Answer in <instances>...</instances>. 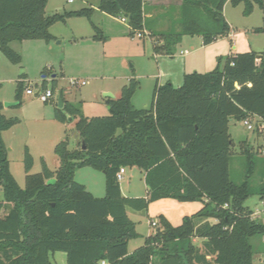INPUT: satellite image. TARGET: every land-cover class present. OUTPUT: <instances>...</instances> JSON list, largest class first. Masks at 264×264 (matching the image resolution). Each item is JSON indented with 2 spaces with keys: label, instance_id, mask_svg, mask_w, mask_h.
<instances>
[{
  "label": "trees",
  "instance_id": "trees-1",
  "mask_svg": "<svg viewBox=\"0 0 264 264\" xmlns=\"http://www.w3.org/2000/svg\"><path fill=\"white\" fill-rule=\"evenodd\" d=\"M49 0H0V53L14 66L23 57L12 48L15 42L55 40L50 29L69 19L86 18L94 40H103L93 15L99 12L126 17L130 36L144 34V0H101L97 10L83 8L46 14ZM230 3L244 5L251 16L257 7L264 15V0H183L181 31L171 41L164 37L154 53L174 56L176 45L187 36H200L209 45L230 34L223 14ZM264 34V22L253 30ZM221 63V61H220ZM46 71V70H45ZM21 74L15 100L23 104ZM44 80L41 89H46ZM57 81H53L56 94ZM140 87L131 78L117 99L106 100L109 116L88 118L78 106L65 101L55 108V119L67 123L73 118L87 150L70 151L67 140L55 146L58 168L52 170L42 159V170L32 174L34 164L26 148L25 187L14 178L4 132L20 123L3 113L0 102V264H54L50 255L66 253L67 264H254L255 254L264 253V223L253 218L244 206L258 194L264 201V184L253 190L249 182L230 179V158L234 146L230 119H264V52L251 51L227 56L223 64L205 74L184 76L183 84L171 82L154 88L149 107L138 109L132 99ZM1 89V85H0ZM247 162L251 153L243 145ZM253 165L249 166L250 174ZM105 174L106 193L94 197L75 175L80 168ZM137 167L144 174L147 197L122 195L117 174L121 168ZM180 203L201 202L202 209L183 217L175 226L163 215L145 243L129 253L130 242L140 237L128 209L148 211L158 200ZM6 211V212H5ZM214 221V222H212ZM253 238L260 239L255 247ZM195 239L203 240L202 246Z\"/></svg>",
  "mask_w": 264,
  "mask_h": 264
},
{
  "label": "rangeland",
  "instance_id": "rangeland-1",
  "mask_svg": "<svg viewBox=\"0 0 264 264\" xmlns=\"http://www.w3.org/2000/svg\"><path fill=\"white\" fill-rule=\"evenodd\" d=\"M49 1L50 2L46 8V14L48 16H52L57 12H70L83 8L98 7L101 0H73V3H69V0ZM243 10L244 5H240L237 8L233 7L231 4L227 6L226 15H228V18L234 24V37L231 38V40L228 39V41L225 42L226 46L221 45V43H217V46L211 47L212 51L217 49L220 54L217 59H213V66L210 65L208 68L202 69L199 73L205 74L214 70L217 66H219V64L221 66L228 56L225 50L228 48L230 50V44L232 47H235L236 43L238 44L237 49H231L234 54L254 51L258 53V57L262 56V53L264 52V34H256L253 31H250L249 33L247 32V36L246 33H244L243 27L261 26L263 24L261 23V21H263V14H261L260 9H257L254 13H252L251 16H246L243 14ZM100 14L101 12L98 11L93 15L92 18L94 24L102 32L103 24L101 22L102 20L100 18ZM177 14L180 16V13L175 10H171L165 15H157L154 16L155 18L153 19L146 20L145 30H147V33L145 32L142 38H139L137 33L134 34L135 37L130 36L128 23L121 22L123 26H119L118 28L122 29L123 31H128L129 42L119 38H114L112 41H110L109 38H106L104 42L107 44V49L100 50L99 55L101 58L97 53H87L84 50H79L81 46H79L78 50H76V47H73L76 39L84 40L83 38H86L84 36H88L86 34L93 32L95 34L91 23L86 18L74 17V21H72V23L69 21L65 23H57L54 31L56 33L62 34V37L64 38L59 36L58 39L50 43L53 49L51 54L54 56V69L51 70L48 68V66H45L41 69V71L37 72L36 69L31 70L30 68V79L24 81L25 86L23 92V104L21 107H9L6 108L7 110H5V113L10 116L9 118H18L20 120V123L12 128L17 133L16 137L12 136V140L8 139L11 140L10 144L13 146V151H11L9 156L10 168L19 186L22 188L25 187L26 171L24 168V157L26 148L29 149L34 161L32 167L33 169L31 171L32 174H38L41 172L42 159L45 160L47 165L52 168V170L54 169V171L57 170L55 169V166L58 168L59 165L58 157L54 149L55 147L51 148L50 146H47V142L43 143L45 142V138H49L51 136V131L46 129L35 131L33 130L35 128L33 123L27 121V118L32 115H30L31 113L27 112V108L24 106L29 105L28 107L32 109L33 112H35L41 108L42 104L44 105L45 103L42 102L40 98L35 97V95L30 96L26 94V88H31L34 94H36V92H38L42 86L44 80H46V89L52 90L53 81L56 80L58 84L56 94H54L49 102L45 104L48 105V109H51L50 106H53L54 109L58 108V91L63 90L65 101L73 104L74 106H78L84 114L83 109H85V107L91 106L95 100L106 102V100H108L106 93H109V90L111 91L113 89H120L127 83L125 79L120 78L119 76L133 73L135 76L138 75L137 79L140 82V87L137 90L139 93L137 99L135 100L137 105L149 103L150 100V102H152L156 79L153 80L151 77H149V74H152L155 70L157 71V67H155L156 64L153 62L155 59L152 58L155 56L154 46L155 44H162L164 37H168L171 41H174L173 37H175V35L181 31L182 23L181 16L178 19L176 16ZM116 18H118L120 21L124 17L120 16ZM66 23L70 25L68 26ZM148 32H152L154 37H151ZM243 36H246L245 40L242 39ZM62 41L63 44H60ZM22 44V42H15L12 44V48L16 47V49L19 50ZM201 46L202 38L200 36L192 37L187 35L183 38L180 44L176 45L175 53L176 57L179 59L170 61L168 64V69L166 70L167 72H173V86L180 87L184 81V78L179 76V80L175 75L176 69L178 68V61L182 64V61L184 62V58L186 57L187 59H196L198 62L202 61L204 52H200ZM143 48L145 49L146 56L144 58H139V53H142ZM186 50L188 53L185 55ZM222 50L225 51V53H222ZM206 52V54L209 55V50ZM0 57L5 56L0 53ZM150 62L153 63L154 67ZM30 63L33 66L32 61ZM16 69L17 76L19 77L21 74L25 73L22 65L17 66ZM45 75L46 78H44ZM55 75L57 76L56 78L53 77ZM19 77H12L16 78L15 82L11 81L0 84V101H3L4 107H6V103H15V92ZM75 78L79 79L80 81H85L86 85L73 87L70 83V80ZM165 84L167 83H164V85ZM107 110L110 114V110L108 108ZM247 118L250 120L252 125H254V130H249L247 125H244L243 121H237L234 118L230 119L229 121V131L234 144L229 161L230 179L237 184H243L248 181L251 188L256 191L264 184V137L259 133V118L253 116ZM63 130L65 136L62 140H67L69 142L68 148L70 151L73 152L79 149L82 139L80 132L76 130L75 122L73 121L65 123ZM244 142L247 144V147L251 153L250 165H253L252 174H250V165L247 162V156L243 152ZM9 149L10 148H8V150ZM53 161H57V165L54 166ZM75 180L77 183L79 182L80 184L85 185L87 190L94 197L99 194V191H101V188L104 187V185L106 186L104 172L94 170L89 167L78 169L75 175ZM120 184L123 187V191L126 196H128V194L138 197L146 196L147 187L143 180V172L137 167L127 169L124 179L120 181ZM169 201H171L169 202L171 204L174 202L173 204L185 206L183 203L174 201L172 199ZM2 202H4V196L3 191L0 188V203ZM244 206L248 207L254 213L253 218H259L264 223V201L260 199L258 194L249 196L245 201ZM168 208L169 209L163 208V210H166L167 215L172 218L176 216L178 219L179 214L181 213L180 210L178 209L179 212H177V208L175 209L174 205L169 206ZM160 212L162 211L159 204L153 205L149 211L139 212L128 209V216L130 220L137 224V230L141 234L138 239L130 242L128 247L129 252H134L136 247H138L137 245H142L147 233L153 231L156 228L155 226H152V223L158 221L157 219L159 215L157 214ZM195 243L201 247L203 240L195 239ZM252 243L255 247H258L260 246V239L253 238ZM50 260H52L54 264H67L68 259L66 253L61 252L51 254ZM254 264H264V253L255 254Z\"/></svg>",
  "mask_w": 264,
  "mask_h": 264
},
{
  "label": "crops",
  "instance_id": "crops-1",
  "mask_svg": "<svg viewBox=\"0 0 264 264\" xmlns=\"http://www.w3.org/2000/svg\"><path fill=\"white\" fill-rule=\"evenodd\" d=\"M182 4H183V0H144L145 21L148 19H153V18H155L154 16H157V15H161V16L165 15L167 12H169L171 10H175L178 13H180V7L182 6ZM229 4L230 3H227L225 5L223 14L225 15L226 20L228 21V23L231 27L230 34L225 36V37H222V39H218V40L214 41L213 43H211L209 45L203 44V40H202V46L200 47V52H202V51L204 52L202 61L198 62L196 59H193V60L187 59V57L184 58V62L182 61V64L179 63V61H178V65H177L178 68L176 69V73H175V75L177 76L178 79H179V76H181V78H184V76L187 73H193V72L199 73V72H201L202 69L208 68V66L213 64L212 63L213 59H217L219 54H220L217 49H214L212 51L211 47L217 46L218 45L217 43H221V45L226 46L225 42H227L228 39L231 40V38L234 37V34H235V33H233L234 24L228 18V15H226L227 6ZM94 8L97 10V7H94ZM257 9L258 8L256 7L254 12ZM97 12H98V10L95 13H97ZM261 14H262V11H261ZM176 16L178 19L180 18V16L178 14ZM100 18H101V20H102L101 22L103 24L102 25L103 26L102 35L105 37V39L109 38V40L112 41V39H114V38H119V39L126 40L127 42H129L128 31H123L122 29L118 28L119 26H123L122 25L123 22L121 20L119 21L118 18L113 17V16L110 17V16L105 15L103 13L100 14ZM68 21L72 23V21H74V18L69 19ZM263 22H264V15H263V21H261V23H263ZM56 25H54L50 29V33L53 36V38H55V40L58 39L59 36L60 37L63 36L62 34L56 33L54 31L56 28ZM66 25L69 26L70 24L66 23ZM259 27H243L244 33H246V35L248 36V33L250 31H253L254 29L259 28ZM72 32L74 34L73 29H72ZM145 32L147 33V30H145L144 33ZM75 33H77V32H75ZM148 33L151 37H154L152 32H148ZM86 35H88V36H84L86 38L82 37L84 40H79V39L75 40V44L73 45V47L74 48L76 47V50H78L79 46H81L79 50H84L87 53H93L94 52V53H97L99 55L100 50L107 49V44L104 42L105 39L94 40L93 39L94 32L90 33V34H86ZM62 38H64V37H62ZM242 39L245 40L246 36H243ZM41 42H43V43H41ZM22 43L23 44L19 50L16 49V47H13V48H15L16 50L15 49L14 50L16 52L20 53L23 57V63L21 65H22V68L25 70L24 74L27 76V78L24 79V81H27L28 79H30V68H31V70L36 69L37 72L41 71V69L45 66H48V68H50L51 70L54 69V67H53V61H54L53 57L54 56H52V54H51L53 52V49H52V46L50 45V43H46L42 40H38L37 42L25 41ZM24 43H29V44H24ZM36 43H38V44H36ZM60 44H63V41L60 42ZM101 45H103V46H101ZM237 47H238L237 43H236L235 47H232L230 44V50H229V48L227 50H225L227 55L230 56V55L234 54L231 51V49L232 50L235 48L237 49ZM74 48H72V49H74ZM243 48H244V44H243ZM208 50L210 52L209 55L206 54L207 53L206 51H208ZM225 51H223L222 53H225ZM186 53H188L187 50L185 52V55H186ZM145 56H146L145 49L143 48L142 53L141 54L139 53V58H144ZM99 57L101 58L100 55H99ZM152 58L155 59L153 62H154V64H156L155 67H157V71L155 70L153 73L151 72L152 74H149V77H151L153 80L156 79L155 86H156V84L163 86L164 83H168V82L174 83V77H173L174 75H172L173 72H170V71L167 72L166 70L168 69V64L170 61H174L176 59H179L176 57V54L174 56H162V55L155 54V56H153ZM171 59H173V60H171ZM31 61L33 63V66L30 63ZM151 64L153 66V63H151ZM16 67L17 66L11 65V63L6 59V57H0V84L6 83V82H11V81L12 82L16 81V78H12L14 76L19 77V76H17V73H16V70H17ZM141 76H140V78H141ZM53 77H57V76L55 75ZM119 77L125 79V81L127 82V83L125 82L126 83L125 85H127L129 83V81L131 80V78L137 79L138 75L135 76L133 73H131V74L119 76ZM18 81H20V77H19ZM120 89H122V88H120ZM120 89H117V90L113 89L111 91L109 90V93H106L107 99L119 98L121 95V92H122ZM138 93H139V91H137V93L134 95V97L132 99L134 106L138 109L149 107L151 100L149 101V103H144L145 105L144 104L137 105L135 100L137 99ZM14 101L16 102V100H14ZM0 102L3 103V101H0ZM45 104L44 105L42 104L41 108H39V110H36L35 112H33L32 109H30L28 107L29 105L28 106L26 105L24 107H26L27 112L31 113L30 115H32V116L27 118V121H30V123H33V125L35 126V128L33 130L39 131L40 129H46V130L51 131V136L49 138H45L44 139L45 142H43V143L47 142L48 143L47 146L54 148L60 141H62V139L65 136L64 130H63L64 123H60L59 121L57 122L55 119V112H54L53 106L52 107L50 106L51 109H48L49 108V107H47L48 105H45ZM9 107H17V106L4 107L3 113H5L6 112L5 110H7L6 108H9ZM107 108H108V106L106 105V102H101L99 100H95V102L91 106L85 107V109H83V111H84V114L86 117L95 118V117L109 116L110 114H109ZM22 109H23V106H22ZM5 115L7 117H10L7 115V113H5ZM97 115H103V116H97ZM12 130L13 129L8 130V131L4 132V134H3L4 141L7 145V147L10 148L9 149L10 150L9 156H10L11 151H13V146H12V144H10V141L12 140V136L16 137V135H17L16 131H14V130L12 131ZM8 139H11V140H8ZM53 165L54 166L57 165V161H53ZM55 167H56L55 169H57V166H55ZM144 177H145V174L143 173V180H144ZM121 190H122V195L124 197H128V198L138 197V196H135V195L133 196L130 194H128V196H126L124 194L122 186H121ZM105 193H106V186L104 185V187L101 188V191H99V194L96 197H104ZM144 197H147V188H146V196H144ZM169 202H171V201H169L168 199L158 200V201L154 202L152 205H150L149 210L153 207V205L159 204L162 212H160L157 215H163L173 225L180 224V222L183 220L182 219L183 217L188 216V215H192V214L198 212L203 207V203H201V202L183 203V205H185V206H181L180 204H173L174 202L171 204ZM172 205H174L175 209L177 208V212H179L178 209L181 212L179 214L178 219L176 216L174 218L170 217L169 215H167L166 210H163V208L169 209L168 207L172 206ZM152 232L153 231H150L149 233H147L145 238L148 237ZM140 236H141V234H140ZM144 243H145V240H144ZM142 245L139 244L137 246L140 247ZM138 247H136V248H138ZM132 252L133 251H130L129 253H132Z\"/></svg>",
  "mask_w": 264,
  "mask_h": 264
},
{
  "label": "built area",
  "instance_id": "built-area-1",
  "mask_svg": "<svg viewBox=\"0 0 264 264\" xmlns=\"http://www.w3.org/2000/svg\"><path fill=\"white\" fill-rule=\"evenodd\" d=\"M74 1L73 0H69V3H73ZM123 23H128V19L126 17L122 18L121 20ZM137 36L139 38L143 37V35L141 34H137ZM70 83L73 87H76V86H84L86 85V82L85 81H80L79 79H71L70 80ZM26 94L30 95V96H36V94H34L33 90L31 88H26L25 90ZM37 93V92H36ZM39 96L37 98H40V100L44 103H47L53 96L54 94L52 93L51 90L49 89H41L40 92H39ZM244 125H247V128L249 130H254L255 127L254 125H252V123L250 122V120L248 118H245L242 120ZM260 121V126H259V133L264 137V119H259ZM263 153H264V150H263ZM126 174V168H121L120 171L118 172L117 174V179L120 181H122L124 179V175ZM152 226H155L157 227L158 226V222H153L152 223ZM102 264H106V262H103Z\"/></svg>",
  "mask_w": 264,
  "mask_h": 264
},
{
  "label": "water",
  "instance_id": "water-1",
  "mask_svg": "<svg viewBox=\"0 0 264 264\" xmlns=\"http://www.w3.org/2000/svg\"><path fill=\"white\" fill-rule=\"evenodd\" d=\"M44 78H46V76H44ZM54 78H56V77H54ZM40 90H41V88L38 90V92L36 93V96L35 97H38L39 96V92H40ZM58 94H59V98H58V108L59 109H61V110H63L64 109V105H65V102H64V99H63V93H62V91L61 90H59L58 91ZM18 104L19 103H17V102H15V103H6V107L7 106H18ZM67 120H68V122H73L74 120H73V118L72 117H70L69 115H67ZM237 121H240V119L238 118L237 119ZM81 148L84 150V151H86L87 150V148H86V145H85V141L82 139V141H81Z\"/></svg>",
  "mask_w": 264,
  "mask_h": 264
}]
</instances>
